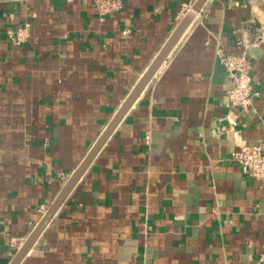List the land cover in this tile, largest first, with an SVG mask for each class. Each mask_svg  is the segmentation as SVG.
Returning a JSON list of instances; mask_svg holds the SVG:
<instances>
[{"label": "crops", "instance_id": "crops-1", "mask_svg": "<svg viewBox=\"0 0 264 264\" xmlns=\"http://www.w3.org/2000/svg\"><path fill=\"white\" fill-rule=\"evenodd\" d=\"M0 0V264H10L184 16L187 0ZM30 26L17 43L8 30ZM252 62L228 107L218 50ZM264 0H207L20 264H248L264 182ZM264 264V262L262 263Z\"/></svg>", "mask_w": 264, "mask_h": 264}, {"label": "built area", "instance_id": "built-area-1", "mask_svg": "<svg viewBox=\"0 0 264 264\" xmlns=\"http://www.w3.org/2000/svg\"><path fill=\"white\" fill-rule=\"evenodd\" d=\"M98 16L103 19L110 14L119 11L123 7L122 0H93ZM197 0H187L183 3L181 16H184ZM10 38L17 43L24 42L30 37V26L14 30H8ZM239 43L244 47L241 54H230L220 49L218 50L220 62L224 65L230 87L226 91V104L228 107L248 108L252 105V62L249 58L248 44L244 40ZM234 158L239 162L245 175H249L259 181L264 182V140L252 145H244L239 151L234 153ZM264 262V252L258 263ZM253 264V263H248Z\"/></svg>", "mask_w": 264, "mask_h": 264}, {"label": "water", "instance_id": "water-1", "mask_svg": "<svg viewBox=\"0 0 264 264\" xmlns=\"http://www.w3.org/2000/svg\"><path fill=\"white\" fill-rule=\"evenodd\" d=\"M206 1L207 0H197L193 4L191 9L181 19V21L179 22V24L177 25V27L175 28V30L169 37L164 47L158 53V55L156 56L152 64L149 66V68L146 70V72L143 74V76L140 78L136 86L129 93L128 97L126 98L124 103L121 105V107L119 108L118 112L116 113L112 121L105 128V130L100 135V137L97 139L95 144L91 147V149L89 150V152L87 153L83 161L74 170V172L70 175L68 180L65 182L60 193L57 195L55 200L52 202L49 209L46 211V213L44 214L42 219L39 221V223L36 225V227L31 232V234L28 236L26 241L17 251L14 259L11 261L10 264H20V262L24 259V257L31 250L32 246L38 240V238L40 237V235L42 234L43 230L46 228V226L48 225L52 217L56 214V212L58 211L63 201L66 199V197L75 187V185L78 183L80 178L83 176V174L85 173V171L87 170L91 162L94 160V158L96 157V155L98 154V152L100 151V149L102 148V146L104 145V143L106 142L110 134L113 132L115 127L119 124V122L122 120L124 115L128 112V110L132 107L134 102L137 100V98L143 92V90L148 85V83L151 81L153 76L159 70L163 62L170 55V53L172 52V50L175 48L180 38L182 37L183 33L188 28V26L191 24L196 14L201 10V8L203 7Z\"/></svg>", "mask_w": 264, "mask_h": 264}]
</instances>
